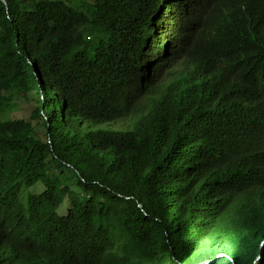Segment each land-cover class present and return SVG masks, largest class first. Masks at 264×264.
I'll return each mask as SVG.
<instances>
[{
  "label": "trees",
  "instance_id": "trees-1",
  "mask_svg": "<svg viewBox=\"0 0 264 264\" xmlns=\"http://www.w3.org/2000/svg\"><path fill=\"white\" fill-rule=\"evenodd\" d=\"M3 1L0 264H264V0Z\"/></svg>",
  "mask_w": 264,
  "mask_h": 264
},
{
  "label": "rangeland",
  "instance_id": "rangeland-1",
  "mask_svg": "<svg viewBox=\"0 0 264 264\" xmlns=\"http://www.w3.org/2000/svg\"><path fill=\"white\" fill-rule=\"evenodd\" d=\"M9 96L11 99L10 102V107L5 111L0 113V121H6V120H15V119H27L29 120L32 118V113L34 111L36 102H35V94L33 93H28L25 96H23L22 93L16 91V90H11L9 92ZM130 121L129 118L124 120V123H128ZM32 123L36 127V132L39 135V137L44 138V132L41 130L39 127L41 120L37 117L32 118ZM122 127L121 123L119 121L113 123L112 121H108L103 123V127L105 128H110V129H120L116 128ZM50 170L52 171L53 175L56 176L57 181L59 183L67 184L70 189L74 190L75 192H80L79 189L76 187L75 184V176L72 172L62 169L58 170L54 165L49 163ZM44 186L41 182H37L34 184L31 189H29V192L31 193H40L43 191ZM70 209V203L68 199H65L63 203L59 206L57 213L60 216H65Z\"/></svg>",
  "mask_w": 264,
  "mask_h": 264
},
{
  "label": "water",
  "instance_id": "water-1",
  "mask_svg": "<svg viewBox=\"0 0 264 264\" xmlns=\"http://www.w3.org/2000/svg\"><path fill=\"white\" fill-rule=\"evenodd\" d=\"M2 2H4L3 0H1ZM4 4H5V2H4ZM6 10H7V8H6Z\"/></svg>",
  "mask_w": 264,
  "mask_h": 264
}]
</instances>
